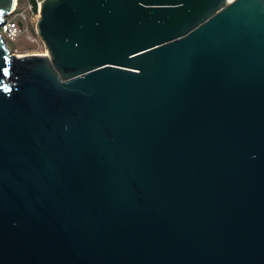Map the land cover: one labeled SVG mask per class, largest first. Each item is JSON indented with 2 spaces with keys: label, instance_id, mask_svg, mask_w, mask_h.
<instances>
[{
  "label": "water",
  "instance_id": "water-1",
  "mask_svg": "<svg viewBox=\"0 0 264 264\" xmlns=\"http://www.w3.org/2000/svg\"><path fill=\"white\" fill-rule=\"evenodd\" d=\"M37 33L0 35V264H264V0H44Z\"/></svg>",
  "mask_w": 264,
  "mask_h": 264
},
{
  "label": "built area",
  "instance_id": "built-area-1",
  "mask_svg": "<svg viewBox=\"0 0 264 264\" xmlns=\"http://www.w3.org/2000/svg\"><path fill=\"white\" fill-rule=\"evenodd\" d=\"M37 6L35 11V5L33 0H24L20 6L19 0H16L14 7V13L10 18L5 19V24L0 28V35L7 42L16 43L21 39H25L26 42L36 43L39 40L37 33V22L40 16V7L44 0H34ZM236 0H228L229 4H232ZM36 24L33 31V24ZM9 45V44H8ZM12 50V49H11ZM13 53H16L12 51ZM25 56H41L38 54H27Z\"/></svg>",
  "mask_w": 264,
  "mask_h": 264
},
{
  "label": "rangeland",
  "instance_id": "rangeland-1",
  "mask_svg": "<svg viewBox=\"0 0 264 264\" xmlns=\"http://www.w3.org/2000/svg\"><path fill=\"white\" fill-rule=\"evenodd\" d=\"M24 0H19L20 6H22L21 2ZM35 22L33 24V31L35 30ZM12 51L16 52L14 54L18 56H25L27 54H38V55H47V49L41 39L39 38L38 42L36 43H29L26 42L25 39H21L16 43L8 42Z\"/></svg>",
  "mask_w": 264,
  "mask_h": 264
},
{
  "label": "snow or ice",
  "instance_id": "snow-or-ice-1",
  "mask_svg": "<svg viewBox=\"0 0 264 264\" xmlns=\"http://www.w3.org/2000/svg\"><path fill=\"white\" fill-rule=\"evenodd\" d=\"M4 72H5V74H7V72H8V69H7V68H5V69H4Z\"/></svg>",
  "mask_w": 264,
  "mask_h": 264
},
{
  "label": "trees",
  "instance_id": "trees-1",
  "mask_svg": "<svg viewBox=\"0 0 264 264\" xmlns=\"http://www.w3.org/2000/svg\"><path fill=\"white\" fill-rule=\"evenodd\" d=\"M33 3H34V5H35V11L37 10V6H36V4H35V1L33 0Z\"/></svg>",
  "mask_w": 264,
  "mask_h": 264
}]
</instances>
